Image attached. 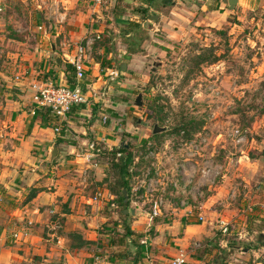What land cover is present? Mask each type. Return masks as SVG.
<instances>
[{"label": "rangeland", "instance_id": "rangeland-1", "mask_svg": "<svg viewBox=\"0 0 264 264\" xmlns=\"http://www.w3.org/2000/svg\"><path fill=\"white\" fill-rule=\"evenodd\" d=\"M0 1L7 26L19 25L11 31L16 38L26 33L29 20L49 28L63 11L57 0ZM140 2L146 1L107 0L88 23L101 24L92 58H102L105 68L130 65L134 78L126 90L127 108L95 104L100 113L102 107L115 112L97 116L107 124L115 118L120 141L132 148V198L146 212L152 199H162L159 219L183 200L194 222L205 215L199 223L206 221L212 248L231 245L217 257L228 264H264V0H238L233 9L227 0H191L187 9L174 8L171 0L145 7ZM38 3L50 4L54 15ZM127 40L134 55L119 51ZM67 44L70 52L74 43ZM102 46L115 53L117 66L103 56ZM139 94L141 107L134 103ZM189 122V136L176 130ZM155 126L163 130L154 132ZM106 156L112 163V154ZM46 259L29 255L21 264H55Z\"/></svg>", "mask_w": 264, "mask_h": 264}, {"label": "crops", "instance_id": "crops-1", "mask_svg": "<svg viewBox=\"0 0 264 264\" xmlns=\"http://www.w3.org/2000/svg\"><path fill=\"white\" fill-rule=\"evenodd\" d=\"M145 1L140 2L144 7L169 3ZM54 2L63 10L55 15L56 23L45 28L29 20L20 38L11 34L19 25L7 26L0 16V59L4 62L0 65V264H21L29 255H45L55 264H85L96 255L103 264H167L180 251L186 253L185 264H218V253L230 247L226 249L224 243L221 249L212 248L206 221L196 223L190 218L191 205L180 203L182 207L172 209L173 216L168 213L149 222L148 212L134 201L131 190L129 205L120 204L122 178L104 157L112 154L108 147L116 149L126 142L115 131V118L107 124L97 116L115 112L102 107L100 113V105L95 104L109 106L111 102L113 108H127L126 90L134 81L130 65L118 69L119 77L109 82L106 76L111 68L102 66V58H91L81 81L86 90L99 96L93 99L95 103L74 106L65 121L59 123L47 109L35 108L31 83L41 79L72 83L74 75L67 65H71L76 44L91 33L100 35L101 24H88L100 6L90 5L89 0ZM190 2L171 0L174 8L182 9ZM43 7L50 10L49 17L54 15L50 4ZM69 41L74 43L70 52L66 50ZM130 41L120 44L121 54L134 55ZM100 51L112 59V67L117 66L113 51L106 52L104 46ZM93 138L104 144L105 155L88 161L86 144ZM97 191L101 196L93 199ZM14 232L19 233L16 240L11 237Z\"/></svg>", "mask_w": 264, "mask_h": 264}, {"label": "built area", "instance_id": "built-area-1", "mask_svg": "<svg viewBox=\"0 0 264 264\" xmlns=\"http://www.w3.org/2000/svg\"><path fill=\"white\" fill-rule=\"evenodd\" d=\"M96 5H106L107 0H89ZM4 10V4L0 1V12ZM100 38L99 34L93 36H86L81 42L76 44L75 51L72 57L69 59L71 65L73 66L75 77L74 82L71 84H56L49 79H41L31 83V88L33 93L31 95L32 102L35 108L47 109V111L54 117L57 121L62 122L67 119L68 114L74 106L88 104L90 99L98 97V93L91 90L88 91L83 87L82 79L84 77L87 65L90 63L92 58L93 46L96 40ZM20 76L17 75L16 78ZM119 77L118 69H111L108 71L107 80L113 81ZM102 97V94L100 95ZM55 132L60 131L59 126L54 127ZM194 139L192 140V142ZM87 150L84 155L85 159L90 161L94 156H101L105 152V147L100 145L98 140L91 139L86 144ZM149 149L146 154L149 153ZM151 153V152H150ZM120 152L116 153L118 157ZM202 173L205 175V171ZM191 182V180L189 181ZM190 184V183H189ZM133 190L136 186H133ZM192 190H189L191 193ZM101 196V192L97 191L93 199H97ZM162 199H152L150 211L148 212V220L152 222L154 218L160 216ZM182 205H185V201H181ZM191 211V209L189 210ZM199 221L204 220L202 214H198ZM221 231L225 233L227 231V225L225 222H221ZM13 240L18 239L19 233L14 232L11 235ZM186 253L180 251L177 255L172 257L167 264H185ZM85 264H103V260L99 255L92 257L90 261Z\"/></svg>", "mask_w": 264, "mask_h": 264}, {"label": "trees", "instance_id": "trees-1", "mask_svg": "<svg viewBox=\"0 0 264 264\" xmlns=\"http://www.w3.org/2000/svg\"><path fill=\"white\" fill-rule=\"evenodd\" d=\"M218 32L221 33L222 31L218 30ZM67 69L69 70L70 73H73L75 77L73 66L68 64ZM71 82L73 83L74 80ZM191 125L192 124L190 122L186 124L182 123L179 125V127L176 130L178 132L183 131V133L189 136V132L193 130V128H191ZM117 152H120V155L118 157L116 156ZM134 157L135 156L133 154L132 148L130 146V143L128 142L123 143L118 148L114 149V151H112V160H113L112 164L115 167V170L117 171L118 175L122 178L119 186V197H120V204L123 207H127L129 205V200L127 202H124V195L121 192V189L122 188L126 189L129 198V194L131 190V186H129V180H131V175L129 172H131L130 170L132 168L131 166L133 164ZM228 246L231 247V245ZM218 264H228V262L225 260V257L223 256L219 260Z\"/></svg>", "mask_w": 264, "mask_h": 264}, {"label": "water", "instance_id": "water-1", "mask_svg": "<svg viewBox=\"0 0 264 264\" xmlns=\"http://www.w3.org/2000/svg\"><path fill=\"white\" fill-rule=\"evenodd\" d=\"M227 2H228L229 9H233L234 5L238 2V0H227ZM156 17H157V15H151L150 16L151 19H155ZM125 68H126V65L122 64L121 69L125 70ZM135 104L138 105L139 107H141L142 100H141V95L140 94L135 99ZM162 130H163V128H160V127H157V126L154 127V132H161ZM54 148H55V146H54ZM54 152H56V149L52 152V156L55 155ZM122 193L124 195V202H127L128 201V193H127L125 188L122 189ZM125 212H127V209H125Z\"/></svg>", "mask_w": 264, "mask_h": 264}]
</instances>
